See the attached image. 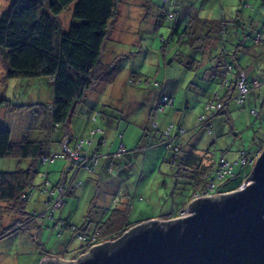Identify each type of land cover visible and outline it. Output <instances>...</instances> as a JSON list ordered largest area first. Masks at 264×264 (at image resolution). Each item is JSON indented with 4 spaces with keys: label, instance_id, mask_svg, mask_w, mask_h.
Instances as JSON below:
<instances>
[{
    "label": "rangeland",
    "instance_id": "obj_1",
    "mask_svg": "<svg viewBox=\"0 0 264 264\" xmlns=\"http://www.w3.org/2000/svg\"><path fill=\"white\" fill-rule=\"evenodd\" d=\"M8 3L9 0H0V13ZM70 9L59 16L64 29L70 23ZM170 13L174 18L167 21ZM221 18L228 22L221 35L226 43L227 61L232 60L233 47L241 43L246 48L237 52L239 62L244 65L251 60V52L255 50L260 55L256 63L264 66V48L253 41L254 32L264 29V0H118L116 17L109 25L100 57L104 68L117 67L116 76L87 92L66 123L50 133L42 128L43 107L53 98L50 78H7L0 60V126L10 130L12 143L38 141L49 155L46 161L36 163L35 187L24 205L39 228L31 224L34 227L30 229L31 236L17 229L0 238V264H40L47 256L77 260L89 250L81 251L84 245L87 247L84 240L78 231H71L64 224L91 231L114 208L127 209L126 222L130 223L165 221L163 218L169 213L180 217L187 206L181 209L190 195V185L176 175L177 166L171 161L173 151L162 142L179 135L181 145L192 144L198 151L210 145L213 137L198 126V121L204 112L205 97L216 88L214 82L218 79L210 82L203 92L200 89L205 77L200 74L199 84L195 82L199 88L192 90L189 83L196 72L187 70L184 64L189 58L201 60V65L208 60L213 63L211 58L217 54L214 40L219 35L213 31L211 41L201 47H193L187 36L183 40L184 35H178L189 21L191 30L194 28L204 37L210 30L205 27L207 21L216 24ZM249 18L253 21L251 26ZM173 26H177V34L172 33ZM201 67L200 71L204 69ZM263 77L261 69L258 78L262 81ZM263 92L264 85L252 90L241 107L231 102L226 113L215 117L213 130L219 152L228 144L231 156H238V148L251 147L254 140L264 139ZM161 94H173L174 104L156 112L157 96ZM184 97L190 101L187 109H182ZM251 109L258 116L250 114ZM147 122L149 129H143ZM154 124L158 127L152 131L150 126ZM147 132L150 138L146 137ZM69 137L67 146L73 148L80 142L87 159L99 158L95 169L73 164L67 152L63 156L62 148ZM107 159L113 168L106 166ZM29 164L28 160L3 157L0 171L23 169ZM234 168L235 172L241 170L239 166ZM64 173L68 178L66 185L73 180L72 184L64 193L55 187L53 194L52 186L63 180ZM74 173L76 177L71 180ZM241 179L237 175L215 184L220 190H227ZM59 199L61 205H53ZM9 207L6 203L0 206V230L14 225L18 219L7 213Z\"/></svg>",
    "mask_w": 264,
    "mask_h": 264
},
{
    "label": "trees",
    "instance_id": "obj_2",
    "mask_svg": "<svg viewBox=\"0 0 264 264\" xmlns=\"http://www.w3.org/2000/svg\"><path fill=\"white\" fill-rule=\"evenodd\" d=\"M117 5L118 0H9L8 5L0 13V60L3 64L5 76L7 78L41 76L50 78L53 98L50 104L43 107L42 128L45 132L50 133L55 127L64 125L77 104L84 101L87 92L91 91L98 83L110 82L116 76L117 67L107 66L104 68L100 63V57L107 41L109 25L116 17ZM70 7V23L68 28L64 29L59 16ZM251 9L252 7H250ZM173 18L174 16L171 13L166 17L167 21H171ZM248 22L249 26L253 25L250 18ZM207 23L208 25L205 24V27L208 30L210 28V30L204 37L197 34L196 30H193L194 28L191 30L189 21L183 26L182 34L178 37L184 35L183 40H185L187 36L190 45L201 47L203 43L207 44L211 41L213 31L219 35V39L215 37L214 40V43L217 44V54L211 58L214 60L213 63L208 60L204 62L205 65H201V60L197 61L194 58H189V61L184 64L187 70L196 72L192 77V82L189 83L192 90L199 88L200 74L201 77H205L204 87L200 89L203 92L208 89L210 82L218 79V82H214L217 85L216 88L205 97L204 112L198 121V126L204 128L213 139L210 145L202 151H198L192 144L181 145L179 143L180 139L178 140L179 135H176L170 141L162 142L166 148H171L173 151L171 161L177 166L176 175L183 178L185 183L190 185V195L181 209L185 208L194 195L202 194L207 189L209 179L207 175L211 167V151L215 152L219 158L234 163L242 152L248 154L258 148L264 149V139H258L254 140L251 147L245 148L242 146L238 148L236 150L238 156L231 160L225 157V151L220 150L221 152H219L216 143L217 137L214 136L213 130L215 117L226 113L231 102L237 107H241L246 96L252 90L263 86L264 79L261 81L257 77H259L264 66L262 64L259 66L257 64L259 61H255L260 58L259 53L255 50L251 52V60L244 63V65L239 62L237 52L245 51L246 48L241 43L233 47L232 60L227 61L226 43L221 39V35L225 33L228 22L221 18L216 24L215 21H207ZM172 31V33L177 34V26H173ZM260 35H262V38L257 39ZM253 41L264 48V29L254 32ZM207 63L209 65H206ZM200 67L204 69L200 71ZM252 71L255 75L250 74ZM241 73L245 75L247 92L242 97V101L238 103L236 101L238 95L237 81L238 75ZM195 82H198V84ZM157 84L158 82H156ZM161 86L164 88V84ZM158 97L156 112L163 111L166 105L172 106L174 104L175 97L173 94H161ZM163 98H166L164 103L161 102ZM181 101L182 109L190 107V101L186 97L182 98ZM211 104L214 106L220 104V108L217 110L207 109V106ZM250 114L258 116L255 109H251ZM201 117L203 118L201 119ZM143 127V129H149L148 122ZM157 127L158 125L154 124L152 127L150 126V129L155 131ZM146 137L150 138L151 134L147 132ZM70 140L69 137L66 143ZM89 140L91 142V139ZM76 144L73 148L69 145L70 149H75ZM79 151L84 156L81 147ZM63 156H67L64 151ZM3 157L28 160L30 164L23 169L0 171V206L5 203L10 205L7 213L18 217L14 225L6 228L1 227L0 238L11 234L17 229L31 236L30 229L34 228L31 224L35 226V229H38L39 226L31 218L33 214L29 215L30 213L25 211L24 205L35 187L33 180L37 173L36 163L43 160L44 157L49 158V155L44 150L43 144L38 141L12 143L10 141V130L7 127L0 126V158ZM96 158L97 162L92 169H95L98 165L99 158L97 156ZM108 160L106 166L111 169L113 167L110 166ZM254 164L235 165L239 166L240 172H235L234 168L233 174L222 180L229 181L240 175L241 181L235 187L227 190H220L215 184L213 193L236 192L244 179L251 174V171L248 172L246 169L253 168ZM75 173L71 179L76 177ZM65 175L66 173L62 175L64 181L61 180L52 186V191L58 185L67 183ZM230 193L221 194L223 195L221 198L227 200L235 195V193ZM126 212L127 209H112L108 217L95 224L91 231H87L83 226L78 230L75 226L67 223L64 226H68L71 231H78V236L82 237L81 239L84 240L85 244L91 241L93 236L97 241L115 240L119 237L115 242H105L103 244L116 247L124 236L123 234L130 233L134 227L144 224L141 221L126 222ZM165 216L163 219L171 220L177 217V214L169 213ZM121 235L122 237H120ZM85 248H89V245L88 247L84 245L81 251Z\"/></svg>",
    "mask_w": 264,
    "mask_h": 264
},
{
    "label": "water",
    "instance_id": "obj_3",
    "mask_svg": "<svg viewBox=\"0 0 264 264\" xmlns=\"http://www.w3.org/2000/svg\"><path fill=\"white\" fill-rule=\"evenodd\" d=\"M232 193L227 200L194 198L184 216L151 219L116 247L102 245L74 261L47 256L40 264H264V149L248 183Z\"/></svg>",
    "mask_w": 264,
    "mask_h": 264
},
{
    "label": "built area",
    "instance_id": "obj_4",
    "mask_svg": "<svg viewBox=\"0 0 264 264\" xmlns=\"http://www.w3.org/2000/svg\"><path fill=\"white\" fill-rule=\"evenodd\" d=\"M262 35L258 36L257 39H261ZM237 89H238V95L236 96V101L238 103H240L242 101V97L244 96V94L247 92V85L245 82V75L244 73H241L238 75V81H237ZM162 103L166 102V98H163L161 100ZM213 109V110H217L220 108V104H216L214 105H210L207 106V109ZM210 111V110H209ZM215 112V111H213ZM203 117H201L202 119ZM90 143V141H89ZM81 147V143H77L76 144V150L73 151L72 149H70L69 146H67V143H65V145L63 146V151L69 154V156L71 157V160L74 164L79 165L80 167H85L87 170L92 169V167L96 164L97 162V158L96 157H92L90 159H87V157L82 156L80 154V149ZM263 149L258 148L255 151H252L248 154H244L243 152L241 153V155L239 156L238 160L234 161V163H231L223 158H219L215 152H210L211 153V157H210V170L208 173V183H207V189L202 193V194H196L194 195L196 198L197 197H201V196H211L210 194L215 195H219L218 193H213V191L215 190V183L218 180H222L225 177L231 176L233 174V169L234 166L237 164H240V166H246L248 164H254L256 163L257 158L261 155ZM56 156V154L51 155V160ZM47 159H49L48 157H44V161H46ZM91 161H93V165H91ZM72 180V179H71ZM73 181V180H72ZM72 181H70L69 185L72 184ZM248 183V178L246 177L243 181V183L239 186L238 189H241L242 187H244L246 184ZM69 185H66V183H63L62 185H58L56 188L60 191V193H64L65 190L69 187ZM54 192H56V189L54 191H52V193L54 194ZM212 192V193H210ZM233 192V191H231ZM52 203V202H51ZM51 203H48V205H50ZM53 205H61V201L60 199L55 201L53 203ZM186 214L185 211H181L180 212V217L184 216ZM80 238H82L80 236Z\"/></svg>",
    "mask_w": 264,
    "mask_h": 264
},
{
    "label": "flooded vegetation",
    "instance_id": "obj_5",
    "mask_svg": "<svg viewBox=\"0 0 264 264\" xmlns=\"http://www.w3.org/2000/svg\"><path fill=\"white\" fill-rule=\"evenodd\" d=\"M92 230V229H91ZM123 235H125V234H123ZM120 237H122V235L120 236ZM119 238V237H118ZM117 238V239H118ZM117 239H115V240H102V241H97V240H95V238H94V236L92 237V239H91V241H89V242H86V246L88 247V245H89V248H88V250H89V254L91 253V251L94 249V248H97V247H99V246H102L103 244H105V242H115ZM83 251H85V249L83 250Z\"/></svg>",
    "mask_w": 264,
    "mask_h": 264
},
{
    "label": "crops",
    "instance_id": "obj_6",
    "mask_svg": "<svg viewBox=\"0 0 264 264\" xmlns=\"http://www.w3.org/2000/svg\"><path fill=\"white\" fill-rule=\"evenodd\" d=\"M251 75H255V73H253V71L250 73ZM254 79H256V77H254ZM258 79V77H257ZM260 79V78H259ZM264 85V84H263ZM261 88V87H260ZM259 88V89H260ZM158 97V96H157ZM262 100L264 101V92L262 93ZM221 151H225V157L228 158V159H233L235 156H231L230 152H231V146H229L227 144V147L224 149V150H221ZM65 178H67V175H65ZM68 180V178L66 179Z\"/></svg>",
    "mask_w": 264,
    "mask_h": 264
},
{
    "label": "bare ground",
    "instance_id": "obj_7",
    "mask_svg": "<svg viewBox=\"0 0 264 264\" xmlns=\"http://www.w3.org/2000/svg\"><path fill=\"white\" fill-rule=\"evenodd\" d=\"M238 190V189H237Z\"/></svg>",
    "mask_w": 264,
    "mask_h": 264
}]
</instances>
